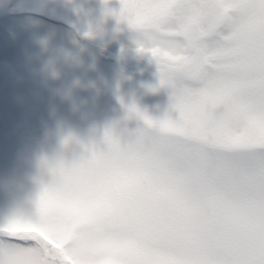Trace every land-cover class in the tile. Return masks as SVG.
<instances>
[{
  "label": "snow or ice",
  "instance_id": "snow-or-ice-1",
  "mask_svg": "<svg viewBox=\"0 0 264 264\" xmlns=\"http://www.w3.org/2000/svg\"><path fill=\"white\" fill-rule=\"evenodd\" d=\"M169 90L133 108L137 175L119 264H264V0H121ZM14 238V237H10Z\"/></svg>",
  "mask_w": 264,
  "mask_h": 264
},
{
  "label": "rangeland",
  "instance_id": "rangeland-1",
  "mask_svg": "<svg viewBox=\"0 0 264 264\" xmlns=\"http://www.w3.org/2000/svg\"><path fill=\"white\" fill-rule=\"evenodd\" d=\"M121 6V0H0V220L11 210L9 186L29 171L27 166L18 168L19 156L34 147L50 107L67 112L56 91L73 79L94 81L100 89L98 95L92 89L78 91L81 99L95 102L97 121L105 114H120L117 84L125 102H134L150 118L161 117L167 109L170 93L159 86L158 66L137 50V34L112 14ZM44 36L50 38L47 50L37 44ZM94 45L116 59L95 52ZM65 53L80 63L66 60ZM51 62L59 72L55 80L42 72ZM142 123L133 118L129 127ZM10 237L0 233V264H119L126 243L122 233L109 238L104 230L94 243L75 249L47 236L43 246L27 237Z\"/></svg>",
  "mask_w": 264,
  "mask_h": 264
},
{
  "label": "clouds",
  "instance_id": "clouds-1",
  "mask_svg": "<svg viewBox=\"0 0 264 264\" xmlns=\"http://www.w3.org/2000/svg\"><path fill=\"white\" fill-rule=\"evenodd\" d=\"M85 35L91 38L90 33ZM49 42L47 36L37 39L42 50H47ZM65 59L80 63L70 53H65ZM42 72L49 79L59 78L54 62ZM103 84L109 88L106 81ZM118 88L117 84L114 96L120 114H105L100 121L95 119V102L90 104L78 95L89 89L98 95L94 81L85 83L77 77L56 91L61 103L67 104V112L50 107L34 147L19 156L18 168L27 166L29 171L8 188L12 205L0 220V233L27 237L41 246L47 236L75 249L94 243L110 218L130 216L126 197L129 182L137 175V127L132 129L129 123L135 118L132 109L138 108L132 101L125 102Z\"/></svg>",
  "mask_w": 264,
  "mask_h": 264
},
{
  "label": "flooded vegetation",
  "instance_id": "flooded-vegetation-1",
  "mask_svg": "<svg viewBox=\"0 0 264 264\" xmlns=\"http://www.w3.org/2000/svg\"><path fill=\"white\" fill-rule=\"evenodd\" d=\"M102 56H105L107 58H110V59H116L115 55L112 54V53H109L108 51L107 52H103V53H100Z\"/></svg>",
  "mask_w": 264,
  "mask_h": 264
},
{
  "label": "trees",
  "instance_id": "trees-1",
  "mask_svg": "<svg viewBox=\"0 0 264 264\" xmlns=\"http://www.w3.org/2000/svg\"><path fill=\"white\" fill-rule=\"evenodd\" d=\"M95 50L99 51L100 49H98V48L95 47Z\"/></svg>",
  "mask_w": 264,
  "mask_h": 264
}]
</instances>
